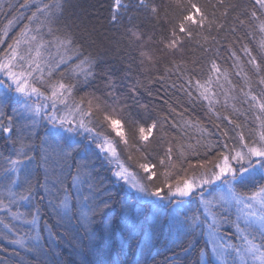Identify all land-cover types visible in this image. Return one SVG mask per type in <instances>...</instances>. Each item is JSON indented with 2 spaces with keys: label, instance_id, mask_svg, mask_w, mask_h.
Masks as SVG:
<instances>
[{
  "label": "trees",
  "instance_id": "1",
  "mask_svg": "<svg viewBox=\"0 0 264 264\" xmlns=\"http://www.w3.org/2000/svg\"><path fill=\"white\" fill-rule=\"evenodd\" d=\"M56 2L57 0H33L28 7L21 8L23 0H0V39L4 40L0 49L7 48V44L11 43L23 25L28 23L27 17L35 12L38 6L53 5ZM60 2L63 5L62 14L53 9L56 11L60 29L65 30L67 26V30H70L76 41L83 46L81 50L84 55H99L104 61L96 69L95 79L90 80L87 85H79L74 96L77 100L85 98L82 105L85 110L88 108L87 99L90 95L99 97L100 102L109 107H117L118 115L124 122L123 131L128 139L127 145L119 144L120 159L125 166L130 165L129 171L135 173L141 182H145L143 177L147 174L135 163L128 161L129 155L133 160L155 164L153 171L159 177L157 183L164 181L165 176L162 173L166 172L171 174L169 181L174 182L184 175L180 168H188V163L183 161L195 163L220 151H227L223 144L228 143L229 148L237 145L240 132L244 134L247 142L258 139V133L262 129L256 117L261 116L264 119V114H261L258 104L251 100V96L255 95L258 100L264 101V85L259 84V76L264 75V49L261 48L264 31L260 29L261 23H264V9L256 0H223V3L220 0H179V3L178 0H147L148 8L137 7L138 0H123L126 6L116 14L120 23L115 25L110 22L114 14V0ZM193 3L200 7L204 14L203 24L185 22V26L192 32L191 37L181 33V51L176 55L162 57L160 49L163 45L160 42L168 41L174 27L178 31V25L184 15L191 12L196 21L202 19L194 9H190ZM152 5L158 8L156 15L150 12ZM225 12L227 14L222 15ZM9 20L14 23L5 29ZM129 23L139 24L143 28L147 34L145 50L154 55L157 62L145 60L141 64L135 46L129 48L125 43H117L124 27ZM5 30L7 36L4 35ZM89 32L91 37H88ZM148 36L152 37L151 41L147 40ZM252 57L261 65L262 71L259 74L249 62ZM213 63L219 67V73L213 71ZM60 71L65 72L66 78L68 77L66 66H61ZM56 75L58 77L59 72ZM161 77L163 79H160ZM209 77H212L213 83L210 85V100H205L199 96L196 80L203 83ZM109 79L114 81V89L106 86ZM189 80L192 81L191 84L188 83ZM133 87L137 89L134 98L129 92ZM17 106L16 103L7 105L0 120L7 126L8 117H12L14 128L12 139H8V134L0 132V169L18 148L14 143L17 135L27 136L30 130V124L23 123L14 114L13 109ZM120 106H123L122 111ZM225 117L235 123H229ZM153 121L157 122V127L148 134L147 141L142 140L139 128L143 126L147 130ZM161 123L163 127L160 126ZM237 124L240 125L239 128L236 127ZM216 125H220V128ZM36 126L32 143L37 146L38 153L40 138L44 130L46 131V125L41 123ZM204 129L207 132H204ZM224 130L228 131V137L222 135ZM97 131L115 137L110 128L97 127ZM197 141L201 144L197 145ZM209 141L215 147L206 157V144ZM189 144L197 145V154L194 155L188 148ZM90 146L92 149L84 152L82 159L95 169V175L103 179L105 188L113 194L114 208L108 214L109 218L117 216L121 204L126 203L128 207L124 209L123 218L118 221L119 226L113 234L103 240H97L91 251H86L83 247L87 241L75 220L70 232L74 241L79 242L78 247H73V241L65 235L62 227L56 226L52 229L60 236V240H53L52 245L47 243L43 232L44 239L41 244L45 252L39 257L43 264H144L145 261L146 264H195L196 256L186 260L182 247L172 243L170 228L176 213L173 210L174 213L170 216V204L163 205L159 202L160 209L155 211L152 207L153 201L142 198L131 190L125 181L116 179L113 176L116 166L108 164L94 144ZM168 147L172 148V162L177 165L175 168L169 166L165 157ZM182 148L185 151L184 157L181 156ZM161 158L165 159L164 165L160 164ZM68 171L64 169L66 184L71 183ZM72 171L74 172V169ZM32 180L34 184L42 183L43 170L35 167ZM184 199L187 208L183 207V210L191 215L197 209L198 197L194 195ZM29 204V211L36 206L41 210L39 228H43L45 221L50 225L55 224L47 199L40 201L38 194L36 200ZM134 220L135 229L130 233L129 229ZM172 231L174 232V228ZM205 239L200 238L197 249L203 247ZM259 242L258 239L257 243ZM186 243L187 241H184L185 245ZM49 249L51 251H48ZM34 260L35 255L32 252L10 245L0 230V264H33Z\"/></svg>",
  "mask_w": 264,
  "mask_h": 264
},
{
  "label": "snow or ice",
  "instance_id": "2",
  "mask_svg": "<svg viewBox=\"0 0 264 264\" xmlns=\"http://www.w3.org/2000/svg\"><path fill=\"white\" fill-rule=\"evenodd\" d=\"M32 2L33 0H23L20 7L26 8ZM220 2L223 3V0ZM256 3L264 9V0H256ZM115 6L121 7V0H115ZM137 7L148 8L147 0H138ZM53 9L62 14L63 5L60 0L53 5L38 6L36 11L27 17L28 23L24 24L12 42L7 44V48L0 49V76L3 77L0 79V117H3V109L7 105L16 103L19 107L13 111L31 121L28 125L30 129L28 135L18 134L14 141L18 145L15 158H7L5 166L0 169V183H5L9 196L7 204L0 201V211L10 213L13 220H23L24 223L33 226L30 229L31 235L26 234V239H11L9 243L32 252L35 255L33 264H43L39 259L45 252L41 244L44 239L43 232L47 231L50 239L59 241V234L52 230L56 226L64 229L65 235L73 241V247H78L79 242L74 241L70 232L75 220L87 241L83 245L86 251H91L97 240H103L113 234L128 205L121 204L117 216L109 218L108 214L114 208L113 194L108 192L103 179L95 175V169L86 160L76 159L81 152H89V145L94 144L108 164L117 165L113 172L116 179L125 181L144 196L156 197L159 201H167L168 204L174 205L176 213L172 218L174 232L170 228L173 235L172 243L182 247L186 260L196 256L195 264H264V183L259 182L264 181V119L261 116L256 117L262 129L258 133V139L247 142L244 134L240 132L237 145L229 148L228 143L223 144L227 151H220L195 163L183 161L188 163V168L181 167L180 171L184 175L179 176L174 182L169 181L168 177L171 174L166 172L162 173L165 176L164 181L157 183L159 177L153 171L156 165L133 160L129 155L128 161L135 163L147 174L143 177L145 182H141L135 173H130V165L125 166L120 159L119 144L127 145L128 139L123 131L124 122L118 115L117 107H109L101 103L99 97L90 95L87 99L88 108L85 110L82 108L85 98L77 100L74 96L79 85H87L90 80L95 79L96 69L104 62L103 58L91 53L84 55L81 50L83 46L76 41L73 33L67 30V26L65 30L60 29L56 11ZM190 9H194L202 19L196 21L191 12L184 15L178 25V31L174 27L168 41L160 42L163 45L160 49L162 57L176 55L181 51L183 44L181 33L191 37L192 32L185 26V22L203 24L204 14L200 7L193 3ZM150 12L156 15L157 6L152 5ZM252 15L255 17V12ZM110 22L113 25L120 23L116 14L111 16ZM13 23V20H9L5 29ZM260 29L264 31V23H261ZM4 35H8L7 30ZM91 35L89 32L88 37ZM146 35L139 24L129 23L124 27L117 43H125L129 48L135 46L141 64L145 60L155 63L157 58L145 50ZM147 40L151 41L152 37L148 36ZM3 43L4 40L0 39V44ZM261 48L264 49V42L261 43ZM249 62L255 66L257 74L262 71L255 57ZM61 66H66L67 78L65 72L60 71ZM212 69L220 72L215 63ZM188 83L191 84L192 81L189 80ZM212 83V77L203 83L196 80L200 97L210 100ZM259 84L264 85V75L259 76ZM106 86L114 89L115 83L109 79ZM129 92L134 98L137 89L133 87ZM188 94L191 96L190 92ZM17 96L19 99H14ZM34 96L40 99L33 100ZM41 99L50 104L42 103ZM118 99L117 97V101ZM251 100L258 104L261 114H264V101L258 100L255 95L251 96ZM58 105L63 106V114H59ZM49 108L50 111H46ZM120 110H123V106H120ZM78 115L87 116L89 119L87 121L77 119ZM37 117L41 120L46 119L53 130L49 133L51 139L40 138L38 153L37 146L32 143V137L36 135L34 129ZM225 119H228L229 123H235L228 117ZM164 120L166 121L167 117ZM160 126L163 127V123ZM97 127L110 128L115 137L97 131ZM156 127L157 122L153 121L147 131L150 132ZM216 127L219 129L220 125ZM236 127L239 128L240 125L237 124ZM13 131L12 117H8L7 126L0 122V132L8 134V139H12ZM203 131L207 132L206 129ZM145 132V127L141 126L140 138L147 141L148 136ZM222 135L228 137V131H222ZM200 144L201 142L197 141V145ZM197 145H188L194 155L197 154ZM214 147L210 141L207 142L206 157ZM181 156H185L183 148ZM165 157L169 166L173 168L177 166L172 162L171 147L167 148ZM160 164H165L164 158L160 159ZM35 167L44 172L42 183H33ZM64 169L69 170L67 175L71 176L70 184L65 183ZM38 194L40 201L47 199L55 224L50 225L45 221L43 228L38 227L41 221L39 206L27 212L11 211L9 205L19 204L21 201L34 202ZM194 195L198 197L197 209L189 215L183 210L187 203L184 198ZM14 227L15 225L10 223L5 225L9 231ZM134 229L135 220L129 232ZM202 237H206L204 245L197 249ZM234 240L243 243L238 245ZM184 241H187L186 245Z\"/></svg>",
  "mask_w": 264,
  "mask_h": 264
},
{
  "label": "rangeland",
  "instance_id": "3",
  "mask_svg": "<svg viewBox=\"0 0 264 264\" xmlns=\"http://www.w3.org/2000/svg\"><path fill=\"white\" fill-rule=\"evenodd\" d=\"M125 6H126V4L123 2V0H121V7L116 8V6H115V0H114V5H113V12H114V14H117L118 12L122 11L121 9H123ZM0 79H3V77L0 76ZM16 98L19 99L18 96ZM32 99L33 100H37V99H40V98H37V97L34 96V97H32ZM41 102L42 103H48V104H50V102L43 101L42 99H41ZM70 103H71V101H70ZM18 107H19V105L16 108H18ZM58 108L60 109V113L59 114H63V111H64L63 106L62 105H58ZM46 111H50V108L49 109H46ZM14 114L17 116V118H19L20 120H22L23 123H25V124L26 123L31 124V121L30 120H27V119L22 118L21 116L17 115L15 112H14ZM81 118L84 119L85 121L88 120L87 119V116H84V117H80L79 115L77 116V119H81ZM1 119H2V117H0V120ZM41 123H43V124L46 125V131L44 130V132L42 133V136L41 137L42 138L51 139V137L49 136V133L53 131L52 128H51V125H49L47 123V120L46 119L41 120L40 117H37V124L36 125H40ZM35 127H37V126H35ZM150 132L146 130L145 135L148 136V134ZM78 139H81V138H78ZM89 148L92 149L90 145H89ZM12 155L13 156L11 158H15V151H13ZM82 156H84V152H81L77 156L78 157L77 159L78 160H81L82 159ZM113 164L117 168V165L115 163H113ZM57 171H59V169H57ZM130 173H132V172L130 171ZM137 179H138V177H137ZM127 185L130 187V185L128 183H127ZM130 189L133 190L136 194H138L142 198H147L148 200L153 201L152 202V207H154L155 211H158L160 209V207L158 206V203L159 202L161 204H163V205H167L168 204L167 201H159L156 197H147V196H144L141 193L137 192L132 187H130ZM15 190H17V189H14V191ZM8 200H9V196H8V192H7L6 185H5V183H0V201H3L4 203L7 204L8 203ZM9 207L11 208V211H13V212H15V211L27 212L30 209V204H29L28 201H21V202H19V204H11V205H9ZM183 207L185 209L187 208V206H185V205ZM173 210H175L174 205H171L170 204V209H169L170 216L174 213ZM233 211H235V209H233ZM9 223L11 225H15L14 228H16V230L12 228V230L9 231L7 228H5V225L6 224H9ZM32 227H33L32 225H28V224L24 223L23 220H13L12 217H11V215H10V213H8L6 211H0V230L3 231L4 237H5V233H7V237H5V239H6V241L8 243H9V240H11V239H17V238H25L26 239L27 238L26 234L27 235H31L30 229ZM38 227H39V225H38ZM44 235L46 237L47 243L50 244V245H52L53 239H50L48 237L47 231H45ZM234 243L240 245L243 242L240 241V240H234ZM9 244L12 245V246H15L17 248H20L18 245H14V244H11V243H9ZM43 244H44V241H43ZM20 249H22V248H20ZM22 250H25V249H22Z\"/></svg>",
  "mask_w": 264,
  "mask_h": 264
}]
</instances>
